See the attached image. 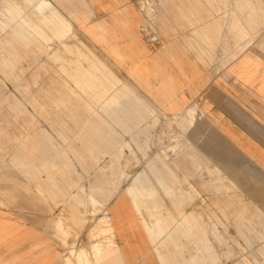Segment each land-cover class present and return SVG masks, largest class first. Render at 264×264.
<instances>
[{"label": "rangeland", "instance_id": "obj_1", "mask_svg": "<svg viewBox=\"0 0 264 264\" xmlns=\"http://www.w3.org/2000/svg\"><path fill=\"white\" fill-rule=\"evenodd\" d=\"M46 1L70 32L42 21L37 0H0V205L24 204L49 217L64 256L72 257L66 261L80 264L78 251L113 245L108 207L140 177L139 201L182 202L146 211L157 227L153 211L189 219L205 248L200 264H264V97L252 88L254 79L264 81V0L123 2L137 15L138 37L150 53L175 43L210 68L216 84L247 90L253 111L228 122L241 139L199 97L180 113L160 110L114 63L109 42L100 47L94 40L88 26L98 0ZM23 19L41 35L22 40ZM238 30L248 37L240 40ZM185 121L191 127L181 129ZM166 242L157 250L180 261L178 243ZM187 254L184 264H193Z\"/></svg>", "mask_w": 264, "mask_h": 264}, {"label": "crops", "instance_id": "obj_2", "mask_svg": "<svg viewBox=\"0 0 264 264\" xmlns=\"http://www.w3.org/2000/svg\"><path fill=\"white\" fill-rule=\"evenodd\" d=\"M37 1V9L43 17L42 21L49 19L52 23L58 22L62 33L71 31V25L58 15L49 2ZM123 2L124 0H98V6L95 5L97 18L88 28L94 32V40L100 47H104L109 42L114 63L124 67L128 76L160 110L180 113L187 108L191 100L199 97L201 101L208 103L210 107L208 111L219 112L224 116V123H227L226 128L230 135L241 139L238 130L228 124L236 122L235 116H243L245 112L253 111L246 104L245 97H252L247 90L238 85L216 84L209 75L210 68L198 64L188 49L181 48L175 43L160 52L150 53L138 37L137 15L131 8L125 9ZM45 10L49 12V17L44 15ZM19 13L21 15V12ZM31 22L23 19V24L20 26L25 34L21 32L18 35L26 42L30 40V33L41 35V29L36 23ZM113 27L115 32L112 31ZM113 33L116 37H113ZM236 33L240 40L248 37L245 31L238 30ZM113 40L116 42L115 45ZM249 44L250 42L239 49L237 56ZM242 65L243 62L234 65L232 72L238 76L244 67ZM253 81L252 88L258 89L256 96L264 97V81L258 79ZM87 84L90 87L94 85L91 81ZM240 84L243 82L241 81ZM113 101L116 105V100ZM250 102L252 103L253 100ZM237 127L240 125L237 124ZM165 169L171 171V168ZM141 184L143 182L140 177L134 180L126 194L117 197L108 207L110 226L114 234L113 238L111 236L113 245H103L99 252H95L91 250L92 243L87 250H80L83 252L85 250L88 257V261L82 259L80 264H184L186 248L190 263L200 264L197 255L203 256L205 248L204 244H197V234L195 231L191 233L189 219H183V222L180 215L176 213L166 217L165 214H159V212L154 214L153 211L149 215L155 216L159 221L160 226L157 227L146 211L147 209L180 208L183 207L182 202L139 201L137 194H143L145 187L142 185L144 186L142 188ZM146 190L150 192L154 200L155 192L150 191V188ZM114 195L113 193L109 196L105 204ZM91 201L96 203L93 198ZM173 203L175 206H172ZM25 208L24 204L13 207L0 205V264H69L66 258L71 256H64L66 248L63 239L58 240L54 235L51 219L42 213L32 214ZM184 223H188V226ZM164 241L178 243L179 256L183 257L180 261L174 258L171 251L166 250L163 254L157 250V242L164 243ZM186 241L191 244L184 246ZM200 241L204 239L201 238ZM197 245L200 251L197 250ZM80 251L76 253V257ZM72 262L74 263V259Z\"/></svg>", "mask_w": 264, "mask_h": 264}, {"label": "bare ground", "instance_id": "obj_3", "mask_svg": "<svg viewBox=\"0 0 264 264\" xmlns=\"http://www.w3.org/2000/svg\"><path fill=\"white\" fill-rule=\"evenodd\" d=\"M174 119V118H173ZM176 119H178V120H181V119H179L178 117L176 118ZM169 120V119H168ZM173 121V120H172ZM184 121V120H183ZM177 122V121H176ZM188 121H185V122H182V123H178L179 124V126H180V128L182 129V128H187L188 126H190V125H188ZM181 124V125H180ZM185 126V127H184ZM171 127V126H170ZM172 129V128H171ZM170 130V129H169ZM179 134V133H178ZM182 136V135H181ZM180 136V137H181ZM178 138V137H177ZM103 247V245L102 244H92L91 245V249L93 250V251H95V252H99L100 251V249ZM87 252H85V250H84V252L83 251H81L80 253H79V256L81 255V257H83L84 259L85 258H88L87 257V254H86ZM84 254H86V256L84 255ZM84 255V256H83ZM69 258V257H68ZM78 258V257H77ZM67 259V258H66ZM71 259V258H70ZM92 259V258H91ZM78 260V259H77ZM76 260V261H77ZM71 261V260H70ZM88 261V260H87ZM77 263V262H76ZM75 263V264H76Z\"/></svg>", "mask_w": 264, "mask_h": 264}]
</instances>
